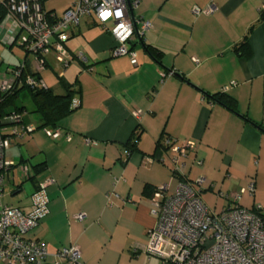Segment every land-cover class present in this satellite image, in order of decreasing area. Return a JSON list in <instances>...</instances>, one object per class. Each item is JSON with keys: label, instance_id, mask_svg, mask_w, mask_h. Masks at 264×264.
<instances>
[{"label": "crops", "instance_id": "0c3cea01", "mask_svg": "<svg viewBox=\"0 0 264 264\" xmlns=\"http://www.w3.org/2000/svg\"><path fill=\"white\" fill-rule=\"evenodd\" d=\"M3 1L0 79L21 64L35 73L34 57L18 43ZM129 1H137L133 16L151 25L128 45L134 58H113L112 36L93 17L84 16L71 29L66 45L70 53L83 52L92 69L73 62L60 73V81L51 73L42 74L60 70L52 62L38 74L54 94H63L65 85L75 91L74 109L58 122L61 137L52 139L39 118L37 124L25 117L26 106L16 100L20 93L13 99L24 107V124L35 130L12 139L5 150L8 161L27 164L30 173L19 178L16 167L5 172L3 184L9 185V200L16 204L3 203L27 212L37 183L47 177L55 180L41 193L47 213L27 232L48 248L42 264H54L53 253L72 244L87 264H134L142 254L147 256V230L155 223L151 190L165 184L172 193L179 181L170 164L160 161L167 138L196 142L183 173L193 181L204 177L201 194L213 189L225 193L226 207L241 191L243 207L264 206V21L259 17L264 0ZM41 2L47 13L59 17L72 0ZM208 5L214 7L208 14L192 10ZM243 40L249 44V57L235 51ZM169 71L173 73L162 76ZM225 86L234 111L211 98ZM137 110L142 112L139 117L134 115ZM148 156L153 157L151 163L145 162ZM197 167L205 169L204 176L193 174ZM26 184L31 186L29 198L23 197ZM78 213L85 215L82 220L74 218Z\"/></svg>", "mask_w": 264, "mask_h": 264}, {"label": "built area", "instance_id": "2783aa9c", "mask_svg": "<svg viewBox=\"0 0 264 264\" xmlns=\"http://www.w3.org/2000/svg\"><path fill=\"white\" fill-rule=\"evenodd\" d=\"M7 16L16 28L20 46L35 60V73H29L24 64L8 70L0 79V104L15 89L21 86L31 89L45 88L39 77L53 62L62 69L78 61L83 70L90 71L91 65L83 52L75 54L67 49V40L71 29L78 26L84 16H91L112 36L115 44L110 47V54L135 57V52L128 47L136 35L140 36L151 27L147 21H141L132 14L137 1L129 0H72L68 8L59 17L47 13L41 0H4ZM193 12L211 13L213 5L198 8ZM141 22L139 29L136 25ZM51 61V62H50ZM52 63V64H53ZM59 72V76H61ZM172 71L162 76L172 74ZM234 84V82H232ZM228 86L223 88L227 90ZM141 111L134 112L136 117ZM12 122L11 126L3 125ZM35 130L34 125L24 124L22 113L12 111L0 119V263L1 264H42L50 254L41 241L27 237L47 213L46 200L41 196L46 185L55 180L47 177L37 183L38 189L30 210L25 212L17 207L4 204L3 180L5 172L16 167L28 176L30 168L25 163H14L5 158V150L12 139H22ZM45 135L52 139L61 137L59 127L42 128ZM70 139V134L65 133ZM89 144L90 140L85 139ZM176 142L167 138L162 143L160 161L169 163L174 176L179 178L176 188L170 193L167 185L156 187L150 195V212L155 216V223L147 230V243L144 252L148 257H156L160 264H264V206L246 208L239 204L240 193H234L226 207L214 212L202 201L201 188L204 177L194 181L185 178L183 169L185 159L196 150V142L185 140ZM128 153V150H124ZM148 156L145 162L151 163ZM201 164V161H197ZM253 193L252 184L248 186ZM243 190V189H242ZM220 195L226 196L223 193ZM84 214L78 213L75 219L82 220ZM79 247L72 244L57 249L52 256L54 264H87L81 258Z\"/></svg>", "mask_w": 264, "mask_h": 264}, {"label": "trees", "instance_id": "16d2710c", "mask_svg": "<svg viewBox=\"0 0 264 264\" xmlns=\"http://www.w3.org/2000/svg\"><path fill=\"white\" fill-rule=\"evenodd\" d=\"M259 17L260 20L264 21V11L260 13ZM235 51L245 57H249L251 53L249 44L246 40L237 44L235 46ZM57 77L60 81H62V76L57 75ZM23 91L27 92L29 100L32 103V109L30 112L35 113V115L39 118L41 128L58 127V122L68 115L72 109H74L72 97L74 96L75 91L70 85H65L63 94H54V91L48 87L31 89V87L21 86L10 93L0 104V119H3L6 115L10 114L12 109L15 112L21 113L24 107L15 105L13 99ZM211 98L221 102L230 110H235V103H233L234 99L227 96L224 91L214 94ZM132 139L136 142L137 134L133 135ZM128 143L126 144L128 145ZM36 188L38 189V185H36Z\"/></svg>", "mask_w": 264, "mask_h": 264}, {"label": "rangeland", "instance_id": "374dc122", "mask_svg": "<svg viewBox=\"0 0 264 264\" xmlns=\"http://www.w3.org/2000/svg\"><path fill=\"white\" fill-rule=\"evenodd\" d=\"M17 40H18V43H20V39H17ZM73 62H74L75 65H77L80 68V64H79L78 61H73ZM53 68L56 69V68H59V67L56 66V64L53 63ZM67 70H68V68L66 69V71ZM61 71H62V69L55 70V72L53 73V71L46 70L42 74H44V73H51L53 75V77L57 78V73H59ZM66 71H65V73H66ZM16 100H17V103L18 104H20V105L24 104L26 106V108H27V111H26L27 114H26L25 117H28L30 121L38 124V117L34 113L30 112L31 109H32V103L29 100V97L27 95V92L26 91L21 92L19 94L18 99H16ZM179 144H181V143H179ZM189 160L190 159H188V165L191 166V161L189 163ZM193 170H195L193 172L194 175L196 174L195 176H201V175L204 176L205 175V172H204L205 169H203V167H200V168L197 167L196 169H193ZM16 171H17L16 173L18 174L17 177L21 178L22 177L21 176L22 173H20L19 169H16ZM209 179H211V177H209ZM209 179H207V180H209ZM4 184H5V181H4ZM5 185H4L5 191H4V196L2 197V200H4V202L10 203V204L12 203V204L15 205L16 203L10 201L9 200V197H8L9 196V189H10L9 185H6V186ZM29 185L30 184H26V187H27L26 188V194L23 195V197H25V198H29V195L32 194V193H29V192H31L30 191L31 189L29 188L31 186H29ZM37 192L38 191L36 189V191H35V193L33 195L35 196V194ZM223 194L225 195V193H223ZM33 195H30V197H33ZM223 197L224 196L223 195H220L217 189H213L212 191L211 190H206V191H204L201 194L202 201L209 207V209H211L212 211H214L216 213L219 212V211H221V210H223L225 208V202H226L225 199L226 198H223ZM160 262H161V260L158 259V258L148 257V256H145L144 254H142L141 257L137 261H135L134 264H160Z\"/></svg>", "mask_w": 264, "mask_h": 264}]
</instances>
